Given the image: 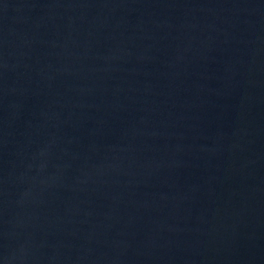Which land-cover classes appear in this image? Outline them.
I'll list each match as a JSON object with an SVG mask.
<instances>
[{
  "label": "water",
  "instance_id": "1",
  "mask_svg": "<svg viewBox=\"0 0 264 264\" xmlns=\"http://www.w3.org/2000/svg\"><path fill=\"white\" fill-rule=\"evenodd\" d=\"M0 264H264V0H0Z\"/></svg>",
  "mask_w": 264,
  "mask_h": 264
}]
</instances>
